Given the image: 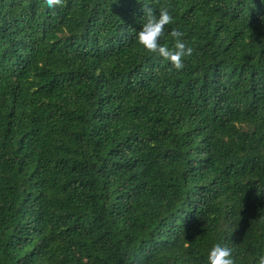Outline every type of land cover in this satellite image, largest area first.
<instances>
[{"label":"trees","instance_id":"trees-1","mask_svg":"<svg viewBox=\"0 0 264 264\" xmlns=\"http://www.w3.org/2000/svg\"><path fill=\"white\" fill-rule=\"evenodd\" d=\"M140 3L179 71L136 44ZM140 3L0 0V264L264 251V0Z\"/></svg>","mask_w":264,"mask_h":264},{"label":"clouds","instance_id":"clouds-1","mask_svg":"<svg viewBox=\"0 0 264 264\" xmlns=\"http://www.w3.org/2000/svg\"><path fill=\"white\" fill-rule=\"evenodd\" d=\"M137 2L140 3V0ZM42 3L45 8L51 10L58 6L61 0H42ZM141 8L144 15L139 30L135 31L136 44L146 52L166 60L170 69L179 71L184 66V58L193 54V48L187 45L181 31L166 28L172 19L167 8H161L157 13H154L147 3L141 4ZM165 34L171 40L170 46L160 43ZM206 260L207 264H234L233 249L225 244L215 243L208 249ZM256 264H264V251L256 257Z\"/></svg>","mask_w":264,"mask_h":264}]
</instances>
